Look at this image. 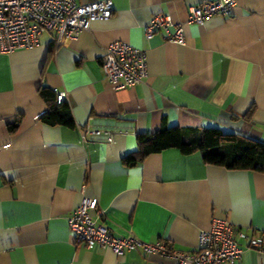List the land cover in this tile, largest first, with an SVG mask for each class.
I'll return each mask as SVG.
<instances>
[{
  "label": "crops",
  "instance_id": "1",
  "mask_svg": "<svg viewBox=\"0 0 264 264\" xmlns=\"http://www.w3.org/2000/svg\"><path fill=\"white\" fill-rule=\"evenodd\" d=\"M199 1L112 0L110 18L73 39L56 44L44 32L34 47L0 51V264H176L141 249L118 256L75 242L66 217L84 196L97 200L96 220L118 237L191 251L214 217L264 235V172L176 148L123 161L137 149V134L163 125L264 142V0H235L227 16L187 22ZM158 13L182 24L183 42L161 30L145 38L143 26ZM116 40L145 51L142 83L114 89L106 79L101 57ZM43 86L66 92L73 126L40 119L48 110ZM85 126L113 130V139H82ZM239 243L237 264H264V251Z\"/></svg>",
  "mask_w": 264,
  "mask_h": 264
},
{
  "label": "built area",
  "instance_id": "2",
  "mask_svg": "<svg viewBox=\"0 0 264 264\" xmlns=\"http://www.w3.org/2000/svg\"><path fill=\"white\" fill-rule=\"evenodd\" d=\"M234 3L235 0H201L188 7L186 21L201 24L213 15L227 16ZM112 10V0H0V51L9 53L34 47L44 32H53L56 44L73 39L81 30H87L93 21L109 19ZM158 30L169 42H183L182 24L168 14H155L143 26L145 38H150ZM146 67V54L141 48L120 40L104 48L101 68L114 89L142 83ZM65 101L66 92H56V102ZM114 132L85 126L81 128V137L111 141ZM102 213L95 198H81L66 217L75 242L86 248H110L118 256L125 251L141 249L144 253L169 258L176 264H237L245 250L239 239L245 241L247 248L264 251V235L248 234L227 218H212L209 227L199 232L197 247L189 251L175 249L169 242L148 243L133 235L114 236L96 220V216Z\"/></svg>",
  "mask_w": 264,
  "mask_h": 264
},
{
  "label": "trees",
  "instance_id": "3",
  "mask_svg": "<svg viewBox=\"0 0 264 264\" xmlns=\"http://www.w3.org/2000/svg\"><path fill=\"white\" fill-rule=\"evenodd\" d=\"M39 93L48 105V110L40 118L43 122L73 126L68 104L57 103L55 91L43 86ZM7 126L13 131L17 121L8 122ZM136 142L137 149L123 158L127 165L140 162L150 153L176 148L184 154L200 151L205 163L264 172V142L240 133L224 132L216 127L199 129L163 125L153 133L137 134Z\"/></svg>",
  "mask_w": 264,
  "mask_h": 264
}]
</instances>
